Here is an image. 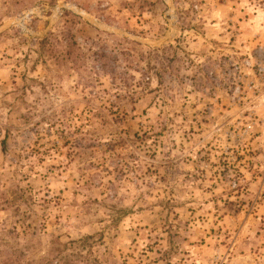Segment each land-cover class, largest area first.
I'll return each instance as SVG.
<instances>
[{
  "label": "rangeland",
  "instance_id": "1",
  "mask_svg": "<svg viewBox=\"0 0 264 264\" xmlns=\"http://www.w3.org/2000/svg\"><path fill=\"white\" fill-rule=\"evenodd\" d=\"M0 29V259L264 264V0H0Z\"/></svg>",
  "mask_w": 264,
  "mask_h": 264
},
{
  "label": "trees",
  "instance_id": "2",
  "mask_svg": "<svg viewBox=\"0 0 264 264\" xmlns=\"http://www.w3.org/2000/svg\"><path fill=\"white\" fill-rule=\"evenodd\" d=\"M66 14H69L68 12H66ZM50 37L51 34L46 36L45 38H43L42 40L38 41V50H40L41 52H48V56L50 57H56L57 55L60 56V62H64L68 59H71V57L74 56V60L77 58L82 57L80 55V52L82 51V47L80 45H78L76 43V41L74 40H69L66 38V40H64V45L62 46L60 52H57L56 49L50 45ZM124 41H127L124 39ZM51 46V47H50ZM160 49H153L150 51V53H157ZM59 53V54H57ZM76 53H78L77 55H75ZM93 62H94V70L98 73V74H102V75H108L110 76V80L113 83H116L117 81L120 84H124L126 85V78L124 77L125 75H127V70L131 67V63L128 60H125L126 64L121 63L119 56L116 54L115 56L109 57L107 54H105L103 51L98 50L96 53H93ZM123 66V67H121ZM122 70L123 73L119 74V71ZM124 75V76H123ZM142 79H146L147 82L149 81V72L148 71H144L141 74ZM156 77L157 76V72L155 74ZM159 79V78H157ZM144 82V81H143ZM145 83L146 85L148 83ZM160 83V81L158 82ZM160 85V84H159ZM93 239V236H86L85 238L81 239L80 241H70L67 244H62L59 240H56L55 242H53V247L51 248V254L52 258L51 259H46L42 262V264H53V261L56 262V264H58L59 262V258H57L59 253H61L62 251H69L71 250V253L77 255H81L80 253L82 251H80L79 249H86V247L91 248V243L88 246V243L90 242V240ZM87 245V246H86ZM76 251V253L74 252ZM79 253V254H78ZM26 252H21V251H12L10 250L8 253L5 254V257L0 259V264H32L30 261L27 262H22V259L24 258V256L26 255ZM74 256L73 255H67L65 256V259L68 261L67 264H73V260H71ZM58 259V260H57ZM86 260V259H85Z\"/></svg>",
  "mask_w": 264,
  "mask_h": 264
},
{
  "label": "water",
  "instance_id": "3",
  "mask_svg": "<svg viewBox=\"0 0 264 264\" xmlns=\"http://www.w3.org/2000/svg\"><path fill=\"white\" fill-rule=\"evenodd\" d=\"M86 21H88L90 24L94 25V26H101L100 24L96 23V22H93L92 20H89L88 18L84 17L82 14H80ZM4 29H0V33L3 32ZM121 34H124L125 36H127L128 38L136 41V42H139V43H142L144 45H147V46H163L164 44H166L167 42L170 41L171 39V34H168V35H165V37L162 39V40H159L157 42H154L152 44L144 41V40H140L134 36H131V35H128L124 32H120Z\"/></svg>",
  "mask_w": 264,
  "mask_h": 264
}]
</instances>
